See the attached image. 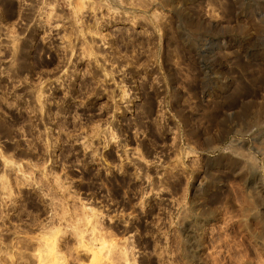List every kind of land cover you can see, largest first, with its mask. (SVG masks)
I'll return each mask as SVG.
<instances>
[{
	"label": "rangeland",
	"instance_id": "1",
	"mask_svg": "<svg viewBox=\"0 0 264 264\" xmlns=\"http://www.w3.org/2000/svg\"><path fill=\"white\" fill-rule=\"evenodd\" d=\"M81 2L0 0V241L264 264V0Z\"/></svg>",
	"mask_w": 264,
	"mask_h": 264
},
{
	"label": "bare ground",
	"instance_id": "2",
	"mask_svg": "<svg viewBox=\"0 0 264 264\" xmlns=\"http://www.w3.org/2000/svg\"><path fill=\"white\" fill-rule=\"evenodd\" d=\"M80 1H82L81 5H84L83 0ZM22 61H24V58L22 59ZM7 183L8 181L4 180V183H2V187L4 189L8 187V189L10 190L11 188H9V185L7 187L5 186V184ZM66 212L67 210L62 211L58 220H64ZM85 214L82 213V218L80 219L81 221L79 220L78 223L83 227L89 226V229H87L86 231H81V229L77 227L74 234V237L77 240V246L83 248L86 252V254H83L82 257H87V254H90L92 256V259L94 260L102 261L104 259L115 264V262L125 256L124 252L120 253L119 257H116V254L112 249L113 245L111 244L109 246H106V241L103 240L104 235L100 233L102 229L100 228L101 224L97 220V215ZM42 229L43 232L42 234H40V237H31L27 241L18 240L17 234L13 233V237L11 238V240H9V242L11 241L9 244H5L3 241H0V254H5V256L9 257L10 264H16V261H23L27 257L22 252L18 253V250L23 249L24 251H29L35 249V258L38 260V264H70V255L68 257V255L61 253V245L59 244V240L57 238V236L61 232L59 228H55L52 223H49L48 225H43ZM87 231H90V235L92 236V238L90 240L84 241V232ZM13 239L15 240L14 243H12ZM4 241H6V238L4 239ZM30 241H35V243L37 244V248H33L32 245H30ZM97 242H100L101 244L99 245L97 244ZM98 245L99 249L98 251H95V249L98 248ZM76 260L78 259L76 258ZM0 264H7V261H3L2 259H0ZM20 264L24 263L20 262Z\"/></svg>",
	"mask_w": 264,
	"mask_h": 264
}]
</instances>
